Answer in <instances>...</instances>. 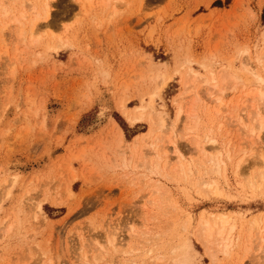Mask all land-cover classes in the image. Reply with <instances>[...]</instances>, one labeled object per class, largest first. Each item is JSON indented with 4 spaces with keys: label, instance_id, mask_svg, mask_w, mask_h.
Listing matches in <instances>:
<instances>
[{
    "label": "rangeland",
    "instance_id": "obj_1",
    "mask_svg": "<svg viewBox=\"0 0 264 264\" xmlns=\"http://www.w3.org/2000/svg\"><path fill=\"white\" fill-rule=\"evenodd\" d=\"M43 1L0 0V264H172L185 237L196 264H264V0H53L31 33ZM177 100L199 118L173 129ZM122 101L149 107L151 136ZM151 158L166 170L151 173ZM221 212L235 237L255 216L261 226L214 263L197 232Z\"/></svg>",
    "mask_w": 264,
    "mask_h": 264
},
{
    "label": "bare ground",
    "instance_id": "obj_2",
    "mask_svg": "<svg viewBox=\"0 0 264 264\" xmlns=\"http://www.w3.org/2000/svg\"><path fill=\"white\" fill-rule=\"evenodd\" d=\"M53 0H44L43 2H42V5L40 6L41 7V9L36 13V15H35V17L34 18H32V21H31V26H30V28H29V31L31 32V33H35L34 31H36L35 29L37 28V26L39 25V22H40V20H47L44 24V26H46V25H48V19H49V17H50V15H51V13H52V8H53ZM34 5H32L33 6V8L36 10V9H38L37 7L38 6H35L36 4L35 3H33ZM6 10V9H5ZM7 11V10H6ZM6 13H8V12H6ZM23 17V16H22ZM17 21H19V20H17ZM19 23H21L20 21H19ZM23 23V22H22ZM43 23V22H42ZM23 26V24L21 25V28H20V31H21V34L24 32V27H22ZM43 26V27H44ZM25 33V32H24ZM249 53V52H248ZM248 58V57H247ZM259 59V62H262L263 60H264V55H262V57L260 56V58H258ZM247 60V59H246ZM245 62V61H244ZM151 63V62H150ZM250 64V63H249ZM252 71L254 72V70L252 69ZM194 72V71H193ZM254 73H256V72H254ZM224 74V73H223ZM255 76L258 78V80H260V81H258V82H261V83H264V77L262 76V75H260L259 73H256L255 74ZM198 78V77H197ZM216 78V77H215ZM214 78V79H215ZM165 79V78H164ZM256 79V78H255ZM230 82V81H229ZM236 82V81H235ZM241 82V81H240ZM158 83V82H157ZM238 83V82H237ZM163 84V83H162ZM192 85V84H191ZM164 86V85H163ZM261 90V89H260ZM259 90V91H260ZM191 92V91H190ZM261 93V94H260ZM259 95H261V96H259V97H261L262 99H264V91L262 92H259L258 93ZM153 97V96H152ZM258 97V98H259ZM122 98V97H121ZM154 98H152V100H150L149 102H148V105L147 106H150V108L151 109H153L152 111H155V107H154V105H155V103H154V100H153ZM261 99V100H262ZM217 100H219V103L220 104H222L223 103V101L221 100V98L220 97H218V99ZM184 101V100H183ZM182 100H177L176 102H175V105H176V118H175V120H174V122H173V125H172V128L173 129H175V126H177L178 125V123L180 122V120L182 119V117L184 116L183 115V113L184 112H186L187 113V118L188 119H191V120H193V119H197V118H199L198 116H197V113H196V106L194 107V103L193 104H191V106L189 107V109L187 110L186 109V107L187 106H185V102H183ZM196 101V100H195ZM216 101V100H215ZM191 102V101H190ZM231 102V101H230ZM262 102H264V101H262ZM218 105V104H217ZM147 106H135V107H131V108H128L127 107V105H126V102L125 101H122L121 102V104H120V108H121V111H122V114L128 119V121H129V123H131V125L132 124H135V123H137L138 121H140L141 119L143 120V119H150L151 120V123H150V127H149V131L148 132H146V134L147 135H152L155 131V127H154V124L156 123H153L154 121L152 120V119H154V118H152V114L151 113H145V111H146V108H149V107H147ZM262 106V105H261ZM252 107V106H251ZM258 108V107H257ZM259 110V109H258ZM263 110V109H262ZM151 111V112H152ZM257 112H260V111H257ZM166 113V112H165ZM164 112H160L159 113V118L161 119V121H162V123L161 124H163V125H165L164 124V120H166V118H167V116H166V114H165ZM157 114V113H156ZM156 114H154V115H156ZM260 115V114H259ZM258 116V115H257ZM158 119V118H157ZM184 119V118H183ZM244 119V118H243ZM146 121V120H145ZM156 121V120H155ZM258 122H259V124H260V126L261 127H264V125H263V122H262V119H259L258 120ZM244 123V122H243ZM258 124V123H257ZM162 125V126H163ZM263 125V126H262ZM166 126V125H165ZM117 127H118V125H117ZM187 131L188 132H190L191 130H194V129H196L197 127L193 124H190V125H188L187 127ZM241 128V127H240ZM257 128V127H256ZM242 129V128H241ZM255 129V127L253 128V130ZM119 131H121V130H119ZM170 131V130H169ZM173 132H175L174 130H172ZM114 133V132H113ZM186 133V132H185ZM143 134V133H142ZM162 134H164V133H162ZM186 135V134H185ZM162 136H164V135H162ZM259 137H260V139L262 138V136L261 135H259ZM121 138H123V137H121ZM149 138V137H148ZM170 138H172V137H170ZM173 138H174V136H173ZM136 139V138H135ZM196 139V138H195ZM208 139V138H207ZM123 140V139H122ZM175 140V139H174ZM196 140H198V139H196ZM159 141L161 142H164V143H166L165 141L166 140H164L163 139V137L161 138H159ZM208 141V140H207ZM210 142H211V144L212 145H210V149L211 150H214V149H218V145H217V140L216 139H214V138H211L210 140H209ZM169 142V141H168ZM171 142H173L172 140H171ZM259 142V141H258ZM257 142V143H258ZM136 143V142H135ZM173 143H175V142H173ZM204 143V142H203ZM152 144V143H151ZM256 144V143H255ZM154 145H155V143H154ZM206 145V144H205ZM161 146V145H160ZM197 147V150H198V152H207L208 151V149H207V147L206 146H204V145H202V144H200V141L198 142L197 141V145H196ZM156 148V147H155ZM161 149H163L164 150V155H165V160H166V162H165V164L168 166V168H169V170H166V165H164V166H166V167H163L162 166V161L160 162L159 160H152V158H151V160H148V161H146V166H147V168L148 169H150L149 171L152 173L153 172V174H157V173H162L164 170H166V174L168 175V176H171V177H173V175H174V173H175V171H176V167L178 166L177 164H173L172 166H169L170 164H169V162H171V160H172V158L170 157V155L168 154L169 153V151H168V149L167 148H165V147H161ZM254 149V148H253ZM160 150V149H159ZM228 150V149H227ZM257 150L259 151V156H260V160L258 161L260 164H262V165H264V146H263V144H262V142L260 143H258L257 144ZM155 151V150H154ZM220 151V150H219ZM172 152H173V154L178 158V160L180 161V160H182L181 158L184 156H182V153L180 152V150L178 149V147L175 145V147L173 146V150H172ZM171 152V153H172ZM211 152V151H210ZM160 153V152H159ZM127 154V153H126ZM149 155V154H148ZM154 155H156V154H154ZM215 155V154H214ZM211 156V161L215 164V165H217L218 166V169L220 170V166L222 165V164H225V161H222V160H220V157H217V155L216 156ZM220 156H221V153L219 154ZM227 156L228 157H230V153H229V150H228V152H227ZM184 158V157H183ZM191 158V157H190ZM224 158V157H223ZM147 160V159H146ZM244 160H241L239 163H238V166H240L241 164H242V162H243ZM176 162V161H175ZM148 164H149V166H148ZM169 164V165H168ZM180 164V163H179ZM174 165L176 166V167H174ZM187 165V164H186ZM205 165V164H204ZM243 165V164H242ZM184 166H185V164H184ZM192 166H194V165H192V163L191 164H189L188 165V168H189V170L191 171V167ZM216 166V167H217ZM141 167V166H140ZM183 167V166H182ZM186 167V166H185ZM212 168L211 169H209L210 171H213V169H214V167H213V165L211 166ZM188 168H186V169H188ZM196 168V167H195ZM210 168V167H209ZM207 171H208V168H207ZM209 171V172H210ZM214 171H215V169H214ZM184 172V171H183ZM192 172V171H191ZM216 172V171H215ZM239 172V171H238ZM241 172H242V170H241ZM208 173V172H207ZM144 174V173H143ZM165 174V173H164ZM185 174V173H184ZM143 176V175H142ZM210 176V175H209ZM263 176V175H262ZM186 177V176H185ZM261 177V176H260ZM16 178V177H15ZM210 178V177H209ZM254 179V178H253ZM199 180V179H198ZM210 179H208V181H209ZM251 180V179H250ZM214 181V180H213ZM206 182V181H205ZM251 182H253V181H251ZM257 183H258V181H256ZM254 183V182H253ZM261 183V182H260ZM252 184V183H251ZM219 185H220V183H219ZM252 186V185H251ZM253 187V186H252ZM255 187V186H254ZM162 188L163 187H161L160 185H156L155 186V191L153 192L154 194L151 196V203L153 204V205H160V203H161V197H160V193H162L161 191H162ZM202 188V187H201ZM164 190V189H163ZM206 194L207 193H209V194H219L218 192L219 191H221L220 190V188H219V186H218V184H216L215 183V181L214 182H212V179H211V182H206ZM61 203V202H60ZM59 203V204H60ZM58 204V203H57ZM39 207H41V206H39ZM230 213H232V212H230ZM213 216V215H212ZM233 218H231V215H229V212H221V213H218V214H216V215H214L213 217H210V218H204V217H202L200 220V227H199V229H198V234H197V236H198V239L203 243V245L205 246V249L207 250V252L209 253V255H210V257L212 258V260H213V262L214 263H216L217 261H218V258H217V256H218V253H223V254H226V255H228V254H230V252H231V250H232V248L234 247V246H236L238 243V241H240V239H241V236H244L245 234H248L249 236L250 235H252V233H253V231H255L256 229H260V219L258 218V217H256L255 216V218L251 221V222H249L248 223V225H247V227H245L246 228V230H247V233L243 230V232L241 231V233H239V235H238V237H235V231H236V229L238 228V224L236 223V221L235 220H232ZM199 223V222H198ZM179 225V224H178ZM186 224H184V226H185ZM186 227V226H185ZM115 228V227H114ZM245 228H243V229H245ZM156 229V228H155ZM186 230V229H185ZM132 232V231H131ZM130 232V233H131ZM176 232V231H175ZM240 232V231H239ZM244 232H245V234H244ZM149 233V232H148ZM113 235V234H112ZM248 235H247V237H248ZM237 236V235H236ZM136 237V236H135ZM146 237V236H145ZM153 237V236H152ZM236 238H238V239H236ZM243 238V237H242ZM249 238V237H248ZM250 239V238H249ZM246 241H247V239H245ZM108 241V240H107ZM115 241H116V239H115ZM110 242L113 244L114 243V239H110ZM120 242V241H119ZM250 242V241H249ZM251 242H252V240H251ZM108 243V242H107ZM116 243V242H115ZM114 243V244H115ZM111 244V245H112ZM148 244V243H147ZM178 244V243H177ZM134 245V244H133ZM115 246V245H114ZM239 246V245H238ZM173 247H174V244H173ZM115 248V247H114ZM128 248V247H127ZM131 248L132 247H129L128 249H130L131 250ZM154 248V247H153ZM249 248V247H248ZM263 248V247H262ZM134 249V248H133ZM136 249V248H135ZM151 249H152V247H151ZM155 249H157V248H155ZM160 249V248H159ZM158 249V250H159ZM108 251V250H107ZM122 251V250H121ZM148 251V250H147ZM151 251H153V250H151ZM192 251L193 252H195L196 254H199V252L195 249V247H194V243H193V241L189 238V237H185L184 239H182V241L180 240V243H179V245L178 246H176L174 249H173V253H174V256H173V260H172V264H196L195 263V261L193 260V255H192ZM126 252H130L129 250H126ZM132 252H133V250H132ZM132 252H130V253H132ZM135 253V252H134ZM125 254V253H124ZM150 254V253H149ZM152 254V253H151ZM232 254V253H231ZM101 255H103V254H101ZM161 255V254H160ZM264 255V254H263ZM196 256V255H195ZM229 256V255H228ZM227 256V257H228ZM263 258H264V256H263ZM127 259V258H126ZM130 260V259H129ZM132 260H133V258H132ZM153 260L156 262V263H160V260H161V257L160 256H156V255H154L153 256ZM163 261V260H162ZM264 261V260H263ZM126 262V261H125ZM133 262H134V260H133ZM162 263V262H161ZM164 263V262H163ZM169 263V262H168ZM218 263V262H217ZM87 264V263H86ZM127 264H129V263H127ZM238 264V263H237Z\"/></svg>",
    "mask_w": 264,
    "mask_h": 264
}]
</instances>
